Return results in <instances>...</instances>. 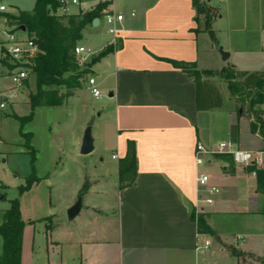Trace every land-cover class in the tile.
I'll list each match as a JSON object with an SVG mask.
<instances>
[{"label": "crops", "instance_id": "0c3cea01", "mask_svg": "<svg viewBox=\"0 0 264 264\" xmlns=\"http://www.w3.org/2000/svg\"><path fill=\"white\" fill-rule=\"evenodd\" d=\"M105 1L109 5L95 19L98 24L87 25L77 45L85 41L82 47L91 50V58L107 47L113 49L90 67L102 93L96 100H105L90 110L72 142L74 154L83 156V134L93 121L89 155L94 159L83 175L84 194L77 191L65 205L68 211L80 199L77 216L67 218L77 221L73 226L78 228H65L57 215L45 221L46 254L53 249L66 254L64 261L47 257L46 264H260L264 259V195L257 191L255 175L249 168L235 166L228 156L214 157L199 168L194 151L197 143L212 147L230 140L232 126L238 127L237 148L264 149V104L242 107L221 77L226 68L264 73V0H198L213 11L209 30L214 40L192 0H77L78 5L57 15L90 12ZM107 13L123 16L114 25L116 36L107 32ZM164 60L194 63L198 72L212 73L203 81L218 90L221 108L197 111L193 80ZM8 71L1 62V191L7 187L3 157L11 153L12 143L6 139L11 128L17 135L14 145L20 147L22 141L19 124L11 115L24 116L18 112L20 102L12 88L27 89L28 98L32 80L27 87L24 83L15 87L11 80L6 84ZM83 89L91 95L85 82L71 99L84 98ZM226 91L229 100L224 101ZM255 124L260 126L258 136ZM216 127L221 129L219 137L213 136ZM129 141L135 145V182L119 189L118 163ZM199 172L210 176L207 189L218 191H202L203 198L214 200L211 206L199 205L206 226L214 233L208 235L211 246L204 253L196 251L205 240L197 232L195 216Z\"/></svg>", "mask_w": 264, "mask_h": 264}, {"label": "trees", "instance_id": "16d2710c", "mask_svg": "<svg viewBox=\"0 0 264 264\" xmlns=\"http://www.w3.org/2000/svg\"><path fill=\"white\" fill-rule=\"evenodd\" d=\"M109 2L98 3L90 12L77 15H57L58 0H35L31 12H17L16 15H6L11 25L25 28L29 36L34 37V42L39 52L29 59L26 64L29 77L34 82V92L29 93L28 101L31 111L38 107H59L67 105L75 93L83 87L85 77L90 76V67L99 59L112 52V47H107L96 57H92L90 63L80 68L73 53L74 48L82 39L85 27L95 19L102 17L103 11ZM193 8L197 14L205 17V30L212 40L214 35L209 30L213 17L210 10L204 9L198 0H192ZM110 14V13H107ZM175 69H179L196 86L197 111H209L219 109L222 106V97L218 90L203 78L211 77L212 73L198 72L194 63L164 60ZM8 69L12 67L0 60ZM221 77L227 83V89L231 95L238 97L242 107L247 104L249 109L258 104H264V73H236L231 68H226ZM237 80H241L237 82ZM27 85V81H24ZM32 114L11 117L19 123V135L25 141V147L30 151V135L23 133V126L31 119ZM263 134H264V127ZM230 140L236 142L238 127L232 126L229 131ZM137 161L135 157V145L127 142L126 154L118 163V188L131 187L135 182ZM249 171H255L249 168ZM255 177L257 191L264 195V170H256ZM33 180H27L26 185L19 188L22 193L28 189ZM264 215V211H263ZM196 227L199 234L213 236L214 233L206 226L203 214L196 218ZM24 223L19 212L18 200L9 202V208L2 214L0 223L1 253L0 264H21L22 237ZM264 264V259L259 260Z\"/></svg>", "mask_w": 264, "mask_h": 264}, {"label": "rangeland", "instance_id": "374dc122", "mask_svg": "<svg viewBox=\"0 0 264 264\" xmlns=\"http://www.w3.org/2000/svg\"><path fill=\"white\" fill-rule=\"evenodd\" d=\"M34 3L35 0H5V4L12 12L30 11ZM204 9L210 10L206 6ZM60 12L62 11L58 10L56 14H61ZM210 12L213 11L210 10ZM87 38L88 36L85 35V39ZM80 45L87 44L83 41ZM90 58L79 61V64H89ZM88 78L89 76L85 77V82ZM7 83L10 84V79L6 81ZM29 87V93L34 92L33 80L29 81ZM12 89L20 102L18 112L24 117L32 114L31 119L22 128L23 133L30 135V151L25 147L23 139L20 147L14 145L17 135L14 127L11 128L10 136L6 137L7 141L12 143L11 153L3 157L6 160L4 168L7 174V187L5 190H0V211H2L0 212V223L3 211L9 208V202L17 199L20 216L24 223L21 264H46L47 257L49 261L58 260L60 257L64 261L65 250L63 253L55 249L48 250V255L46 254L43 235L46 231L45 221L50 222L51 219L47 217L57 215L59 222L65 224V228H78V226H73L77 224V221L67 220L65 205L70 202L77 191L79 195L84 194L83 175L94 157L74 154L72 150L74 131L87 119L91 109L103 103L105 97L96 100L88 94L86 89H83L87 93L86 96L70 99L67 107H38L31 111L26 95L27 89H15L14 87ZM223 99L224 101L229 100L228 91L223 93ZM9 107L8 104L6 111ZM12 125L17 126L15 122H12ZM220 135L221 129L216 127L213 136L219 137ZM8 169L12 173H9ZM27 180L34 182L20 193L19 188L24 187Z\"/></svg>", "mask_w": 264, "mask_h": 264}, {"label": "built area", "instance_id": "2783aa9c", "mask_svg": "<svg viewBox=\"0 0 264 264\" xmlns=\"http://www.w3.org/2000/svg\"><path fill=\"white\" fill-rule=\"evenodd\" d=\"M223 2V0H219ZM58 10H65L70 5H78L77 0H58ZM57 10V11H58ZM17 12H12L5 4V0H0V60L5 61L12 68L9 69L8 75L15 87L23 85L24 81L30 79L29 70L26 67L29 59L33 55L39 52L34 37L29 36L24 27L18 25H11V21L8 20L6 15H16ZM133 16V14H131ZM123 20L122 15L105 14L104 23L108 27V33L111 36H116L118 31L114 28L115 23ZM79 66L85 64H79V61H85L92 56L91 51L88 48L82 46H76L73 50ZM86 86L89 89L93 98L98 99L102 96V93L96 87V78L92 75L89 76L86 81ZM3 104L0 105L3 108ZM258 124H255L254 133L259 134ZM217 156H228L231 158L235 166L241 168H253L256 170H264V149L257 151H245L237 148L234 142L231 140L220 142L212 147H206L201 143H197L194 151V159L197 167L201 168L206 166L212 158ZM116 157L113 156V159ZM255 171L251 173L255 175ZM210 176L206 173L199 172L196 177L197 199L195 206V216L202 213L200 204L211 206L214 203L213 198H203L202 191L207 190L210 194H217L216 188H208ZM205 240L201 245L197 246L196 251L204 253L211 246V241L208 235L202 234Z\"/></svg>", "mask_w": 264, "mask_h": 264}, {"label": "water", "instance_id": "95a60500", "mask_svg": "<svg viewBox=\"0 0 264 264\" xmlns=\"http://www.w3.org/2000/svg\"><path fill=\"white\" fill-rule=\"evenodd\" d=\"M98 24L97 20H93L92 25L96 26ZM93 124V121H90L87 124V127L84 131L83 138H82V143L80 147V154L83 156L89 155L90 153L93 152V140L90 135V130L91 126ZM80 210V199L76 202L74 206H72L68 211H67V218L68 220L74 219L77 214L79 213Z\"/></svg>", "mask_w": 264, "mask_h": 264}]
</instances>
